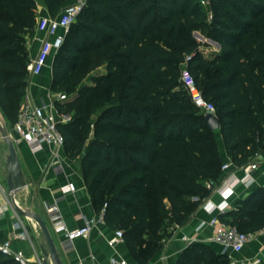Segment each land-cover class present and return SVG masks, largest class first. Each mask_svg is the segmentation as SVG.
Masks as SVG:
<instances>
[{
  "label": "trees",
  "instance_id": "obj_1",
  "mask_svg": "<svg viewBox=\"0 0 264 264\" xmlns=\"http://www.w3.org/2000/svg\"><path fill=\"white\" fill-rule=\"evenodd\" d=\"M51 16L68 0H43ZM208 10L211 18H208ZM35 0H0V103L12 123L27 86L25 35ZM217 42L205 56L192 33ZM186 64L213 103L219 130L180 80ZM50 91L71 159L79 158L95 210L147 261L221 182L217 132L241 167L264 150V0H87L54 55ZM198 197V200H193ZM217 217L243 232L264 228V186ZM0 264H19L0 252ZM177 264H229L194 242ZM264 264V261L261 263Z\"/></svg>",
  "mask_w": 264,
  "mask_h": 264
},
{
  "label": "crops",
  "instance_id": "obj_2",
  "mask_svg": "<svg viewBox=\"0 0 264 264\" xmlns=\"http://www.w3.org/2000/svg\"><path fill=\"white\" fill-rule=\"evenodd\" d=\"M35 1L37 4L36 24L34 28L25 35L28 60L35 57L42 41L48 37L45 30L39 29V21L44 17H55L49 14L43 0ZM68 2H70V0H68L67 3ZM194 32L201 36L198 31ZM51 38L53 37H50V39ZM207 41L214 45L211 49H207L206 53L204 52L205 56H210L211 53L219 51L220 46L217 42L211 39H207ZM204 49L203 47V51ZM55 53V50L51 52L47 57L43 70L40 74L32 78V84L29 85V92L33 99L37 101L50 91L52 63ZM217 138L219 140L221 155L225 160L227 156L219 132H217ZM2 142H4L3 139ZM2 154L5 161V147H3ZM17 154H19L18 157L21 168L27 179V186L24 188L29 194L27 198V208L36 212L47 224L63 264H108L111 255L126 258L128 264H177L179 257L191 244L181 239L183 234L192 237L194 239L192 243H207L217 252H221V247L218 244L207 241L208 237L212 234V227L207 223L198 227L202 222L207 221L211 215V213L201 206L198 207L185 224L170 229L172 231L171 235L163 239L161 247L147 261H142L135 257L125 242L117 243L114 246L109 245L107 238L113 234L115 229L109 227L105 221L97 223L88 236L78 237L74 239L73 243L70 245L65 244L64 236L53 230V224L50 221L45 207L46 202L61 195V187L63 185L68 181L73 182L75 185V190L73 192H67L58 201L64 221L69 228L81 225L84 221V217H94L100 212L95 210L91 202L80 161H77L76 158H69L65 150L62 149L59 154L61 171H54L49 164L52 156L47 148L44 149V151L33 154L25 144L21 143L18 147ZM253 162L256 163L257 167L251 170L248 176L240 169L235 170L232 172L233 174L229 176L226 172L221 173V190L229 187L232 189V192L226 199L223 198L220 192L211 193L209 199L215 206H219L226 200V210H228L233 206L235 201L246 195L248 191L264 186V150L256 156ZM224 178L227 179L225 182ZM0 185L6 192L5 181L4 184L0 181ZM18 192L14 194V198L15 201L21 205L17 197ZM0 206L4 210V214L0 217V241L10 239L11 248L13 250H22L24 255L31 260H37L38 258L42 259L45 256L46 244L39 227L30 217L19 212L14 207L7 193L5 195L0 193ZM212 213L218 215L220 212L215 208ZM17 219L21 220L23 227L27 230V239L13 237V233L20 230H14L13 228V222ZM262 245H264V228L257 239L249 242L244 247L241 257L245 259L252 258Z\"/></svg>",
  "mask_w": 264,
  "mask_h": 264
},
{
  "label": "built area",
  "instance_id": "obj_3",
  "mask_svg": "<svg viewBox=\"0 0 264 264\" xmlns=\"http://www.w3.org/2000/svg\"><path fill=\"white\" fill-rule=\"evenodd\" d=\"M199 2L206 8L209 5V0H199ZM86 3L87 0H70L57 16L44 17L39 21V29L45 30L48 37L42 41L35 57L28 60V86H26L25 93L19 104L16 120L11 125L12 132H8L14 144H25L33 154H37L47 148L52 156L49 164L54 171H61L59 154L60 150L64 147V136L59 130V124L68 123L71 120L72 115L69 112L59 110L56 107L55 100H65V94L49 91L37 101L33 99L29 92V85L32 84L31 79L41 73L45 67L47 57L51 52L53 50L56 51L60 47L65 34ZM208 18H211L209 10ZM50 37L53 38L50 39ZM180 80L191 95V98L197 107L204 111L210 110L215 113V106L202 95L196 85L194 76L186 64H183L180 69ZM256 167L257 165L253 161L242 165L241 167H237L233 165L231 160L227 157L221 164V171L226 172L229 176L232 175V172L235 170L240 169L246 176H248L251 170ZM226 180L227 179L224 178V182ZM206 186L211 189V193L220 192L224 199H226L232 192V189L229 187L221 190V182L217 186H213L211 182H207ZM74 190V183L68 181L61 187L60 196L54 197L51 201L45 203L48 216L53 224V230L56 233L62 234L64 236L65 244L69 245L78 237L88 236L97 223L104 222V209H101L94 217H84V221L81 225L74 228H69L67 226L60 211L58 201L64 196V194L67 192H73ZM0 193L2 195L6 194L5 189L1 185ZM209 196L202 199L200 206L211 213V215L207 221L202 222L198 226L200 227L204 223H207L212 227V234L208 237L207 241L216 243L221 247V253L227 255L229 264H261L264 261V245L260 247L258 252L252 258H242L241 253L249 242L257 239V237L263 232V229L256 232H243L238 230L235 226L224 223L216 214L212 213V211L217 208L220 213L224 212L227 208L226 200H224L219 206H215L210 201ZM192 199L198 200V197H193ZM3 214L4 210L0 206V217ZM13 228L14 230L20 229L13 233V237L18 239L28 238L27 230L23 227L21 220L17 219L14 221ZM181 239L188 244L194 241L192 237H189L186 234H183ZM107 242L111 246L124 242L123 231L121 229H115L113 234L107 238ZM0 252L12 257L19 264H42V261L39 258L37 260H31L24 255L22 250H13L11 248L10 239L0 241ZM108 264H128V262L124 257L111 255Z\"/></svg>",
  "mask_w": 264,
  "mask_h": 264
},
{
  "label": "water",
  "instance_id": "obj_4",
  "mask_svg": "<svg viewBox=\"0 0 264 264\" xmlns=\"http://www.w3.org/2000/svg\"><path fill=\"white\" fill-rule=\"evenodd\" d=\"M205 119L207 121V126L211 130H219L220 122L216 114L210 110H205ZM0 133L3 141L7 145L8 153L5 157V185L6 193L10 196V199L14 207L21 213L30 217L35 224L39 227L41 234L44 238L46 244L45 256L41 259L42 264H63L59 253L57 251L55 242L51 236V233L47 227V224L41 216L30 208L24 209L19 205L14 198V194L27 186V179L22 171L20 160L16 151L15 144L11 139L5 124L0 117Z\"/></svg>",
  "mask_w": 264,
  "mask_h": 264
},
{
  "label": "rangeland",
  "instance_id": "obj_5",
  "mask_svg": "<svg viewBox=\"0 0 264 264\" xmlns=\"http://www.w3.org/2000/svg\"><path fill=\"white\" fill-rule=\"evenodd\" d=\"M203 6V5H202ZM192 35L201 43H207L206 46H202L204 47V52L206 53V50L207 49H211L213 47V43L207 41V38H205L203 35L199 36L196 32H193ZM203 36V38H202ZM58 49L55 51L57 52ZM32 81V79H31ZM0 113H1V117H2V121L3 123L5 124V127L7 128V131L8 132H12L11 131V122L9 121L8 117L5 115L4 111L2 110V105L0 103ZM0 141L2 142V138H1V133H0ZM0 142V181L4 184V181H5V176H6V169H5V161L3 159V147H5V154L8 153V150H7V145L6 143ZM20 144H15V147H16V150H17V153H18V147H19ZM20 154V153H19ZM18 154V155H19ZM76 160L78 161L79 158H76ZM29 194L27 193L26 189H22L18 192V195L17 197L19 198V203L21 204V206L24 208V209H28V205H27V198H28Z\"/></svg>",
  "mask_w": 264,
  "mask_h": 264
}]
</instances>
